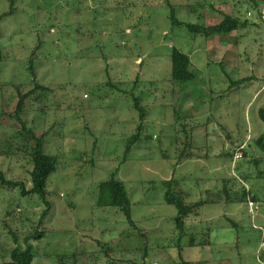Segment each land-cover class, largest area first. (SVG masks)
<instances>
[{
  "label": "rangeland",
  "instance_id": "374dc122",
  "mask_svg": "<svg viewBox=\"0 0 264 264\" xmlns=\"http://www.w3.org/2000/svg\"><path fill=\"white\" fill-rule=\"evenodd\" d=\"M12 1L0 21V169L33 187L36 139L26 138L15 108L35 82L46 90L29 94L22 118L46 134L45 152L59 164L50 206L0 184V264L36 231L45 236L33 242L41 254L32 264H264V0H0V14ZM172 8L187 23L232 15L249 24L196 37L174 25ZM39 39L34 81L29 58ZM174 47L190 55L193 79L174 81ZM132 94L147 118L125 160L140 123ZM238 144L242 158L234 157ZM116 172L137 226L97 205L101 183ZM230 177L235 189L245 183L258 193L255 213L245 203L194 207L179 250L165 181L178 179L174 187L199 201Z\"/></svg>",
  "mask_w": 264,
  "mask_h": 264
},
{
  "label": "trees",
  "instance_id": "16d2710c",
  "mask_svg": "<svg viewBox=\"0 0 264 264\" xmlns=\"http://www.w3.org/2000/svg\"><path fill=\"white\" fill-rule=\"evenodd\" d=\"M257 7L259 6V2L257 0H252ZM14 12V1L11 3L10 10L0 14V21L6 16L12 14ZM170 17L174 19V25L186 26L188 30L194 34L196 37L202 35L204 37H211L215 35L221 34H229L235 31H239L241 28L248 26L249 20L242 22L240 18L234 17L232 15H226L222 21L217 24L212 25H203L200 23H187L177 19L175 15L174 8H172ZM44 43L42 39H39L38 44L32 51V54L29 58L30 61V71L34 76V81L37 77L36 72L34 70L35 64L34 61L37 58L38 51L43 47ZM172 77L174 81H188L194 78V72L191 71V57L187 53L182 52L178 48H173L172 53ZM238 84V82H233V85ZM38 89L46 90V86L40 85L35 82V87L32 91L28 93H20V99L15 108V118L21 122L23 125V130L26 133V138L36 139L35 145L32 147V159L34 168L31 172L33 187L28 189L26 186V182L24 181H15L10 179L6 173L0 169V184L2 186L8 187H17L21 189L22 195L28 196L37 194L40 196L44 203L50 206V202L48 200V195H51V192L48 190V181L50 176L57 171L59 164V155L58 154H50L46 153L44 149L45 145V137L44 134L37 136V134L32 130L26 127V121L23 120L22 114L25 110V103L29 97L30 93L37 92ZM134 97V108L139 112V120L140 123L137 127V132L127 138L126 145V156L132 152L134 146L142 139V132L145 126L146 118H147V108L142 104L141 97L132 94ZM260 118L264 121V107L260 108L259 111ZM257 143L264 149V132L258 138ZM243 148H237L236 152L242 154ZM235 152V153H236ZM6 154V153H5ZM225 154V152H224ZM235 155V154H234ZM201 157V155L199 156ZM117 172L113 173L111 177L102 182L100 186V193L97 201L98 206L102 207H116L121 211L130 225L137 226L135 220L132 217V207L133 203L126 188L125 182L119 178H117ZM247 174H243L244 177ZM260 176L264 178V173H261ZM176 178H172L170 180H166L164 184L168 185V189L165 193V202L171 205H174L178 209V214L175 217L176 222V230L179 231L177 242L175 246L182 251V248L185 244L182 242L186 232L188 230L186 226V218L193 211L194 207H200L201 205L207 204L208 201L212 203H218L223 205L228 204H238L245 203L249 204L251 201L255 204H258L260 201V197L258 193L254 192L249 186L245 183L241 184L239 189H235V186L231 184L234 181V177L223 178L222 179V187L217 190L205 189L204 192H207L206 196L201 198L199 201H195L192 198L193 193L183 189H176L174 187L177 184ZM231 184V185H229ZM178 185V184H177ZM194 196V195H193ZM194 201H193V200ZM206 199V200H205ZM257 207V205H256ZM249 208V207H248ZM250 213V212H249ZM44 220V217L41 218L40 223ZM231 221V219H230ZM235 224V223H234ZM236 225V224H235ZM45 234L43 231H36L30 235L25 237V247L17 245L11 251L10 259L4 264H32L34 259L37 256H40V252H35L33 250L34 241H41L44 238ZM189 246L194 247L197 246L194 238H191L189 241ZM200 245V244H199ZM182 257V253L180 252Z\"/></svg>",
  "mask_w": 264,
  "mask_h": 264
},
{
  "label": "built area",
  "instance_id": "2783aa9c",
  "mask_svg": "<svg viewBox=\"0 0 264 264\" xmlns=\"http://www.w3.org/2000/svg\"><path fill=\"white\" fill-rule=\"evenodd\" d=\"M237 157H241V154H237ZM256 205H257V204H255V203L252 202V201L248 204L249 212H250L251 214H254V213H255V211H256V209H257Z\"/></svg>",
  "mask_w": 264,
  "mask_h": 264
},
{
  "label": "crops",
  "instance_id": "0c3cea01",
  "mask_svg": "<svg viewBox=\"0 0 264 264\" xmlns=\"http://www.w3.org/2000/svg\"><path fill=\"white\" fill-rule=\"evenodd\" d=\"M264 12V10H262V13ZM249 15H250V13H249ZM208 18L209 19H213V17L210 15V14H208ZM213 21V20H212ZM212 21H210V22H212ZM242 145L241 144H238V145H236V147H241ZM243 146H245V145H243ZM242 146V147H243ZM205 191V190H204ZM201 195H202V193H201ZM198 246L196 247V246H194V247H191V248H201V247H199V244H197ZM240 250V249H239ZM185 251V250H184ZM242 256H243V253H241V256H240V258H242Z\"/></svg>",
  "mask_w": 264,
  "mask_h": 264
},
{
  "label": "clouds",
  "instance_id": "9594fccd",
  "mask_svg": "<svg viewBox=\"0 0 264 264\" xmlns=\"http://www.w3.org/2000/svg\"><path fill=\"white\" fill-rule=\"evenodd\" d=\"M237 148H244V146H243V147H242V146H241V147H237ZM237 154H241V153L236 152V153H235V156H234L235 158H242V154H241V157H237Z\"/></svg>",
  "mask_w": 264,
  "mask_h": 264
}]
</instances>
